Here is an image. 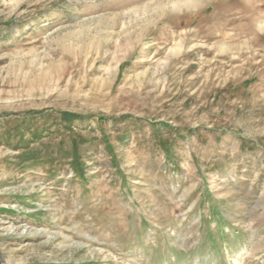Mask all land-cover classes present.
Listing matches in <instances>:
<instances>
[{
    "label": "rangeland",
    "instance_id": "obj_1",
    "mask_svg": "<svg viewBox=\"0 0 264 264\" xmlns=\"http://www.w3.org/2000/svg\"><path fill=\"white\" fill-rule=\"evenodd\" d=\"M0 264H264V0H0Z\"/></svg>",
    "mask_w": 264,
    "mask_h": 264
},
{
    "label": "bare ground",
    "instance_id": "obj_2",
    "mask_svg": "<svg viewBox=\"0 0 264 264\" xmlns=\"http://www.w3.org/2000/svg\"><path fill=\"white\" fill-rule=\"evenodd\" d=\"M249 20L251 21V23H250V27H249L251 30L253 29V26H254V27L256 26L257 28L260 27V26H257L258 24L255 23V20H256V17H255V16H251V15H250ZM215 23H216V22H215ZM262 29H263V28H262Z\"/></svg>",
    "mask_w": 264,
    "mask_h": 264
}]
</instances>
